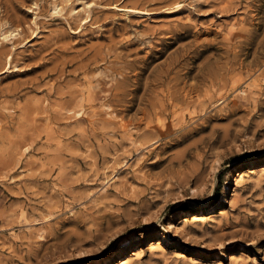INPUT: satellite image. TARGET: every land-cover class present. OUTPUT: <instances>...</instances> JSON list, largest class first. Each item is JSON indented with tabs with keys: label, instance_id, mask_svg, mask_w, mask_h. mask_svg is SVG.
Returning a JSON list of instances; mask_svg holds the SVG:
<instances>
[{
	"label": "rangeland",
	"instance_id": "374dc122",
	"mask_svg": "<svg viewBox=\"0 0 264 264\" xmlns=\"http://www.w3.org/2000/svg\"><path fill=\"white\" fill-rule=\"evenodd\" d=\"M1 42L0 264H264V0H0Z\"/></svg>",
	"mask_w": 264,
	"mask_h": 264
},
{
	"label": "bare ground",
	"instance_id": "6f19581e",
	"mask_svg": "<svg viewBox=\"0 0 264 264\" xmlns=\"http://www.w3.org/2000/svg\"><path fill=\"white\" fill-rule=\"evenodd\" d=\"M55 10H61V8H59V5L58 4H56L55 5ZM127 9V13H130V12H133V13H146L145 11H143V10H139L138 8H126ZM244 31L245 32H248L249 30H247V29H244ZM245 32H238V33H236V34H239V35H242V36H244V34H245ZM232 34L233 33H235V32H231ZM14 34V32L13 31H9L8 30V32L6 33V31H4L3 33H2V40H6V39H8L10 36H12ZM232 41H234V39H232ZM247 41V40H246ZM239 43V42H238ZM249 44H252V42H248ZM0 45H2V42L0 43ZM238 47V44L237 43H234V48L236 49ZM229 51V50H228ZM10 53H8L7 55H6V58L8 57V55H9ZM6 64H8L9 66H8V68H7V71H9L11 68H12V61H11V59H9V61L7 60L6 61ZM139 74V73H138ZM136 79V78H135ZM255 80H257V79H255ZM137 82L139 81L138 79L136 80ZM256 82L254 81V84L253 85H255L256 87H258V88H260L258 85L259 84H255ZM154 83H152V85H153ZM159 83H157L154 87H156L157 85H158ZM199 87V84H192V85H190L189 86V93H191L192 91H196V89ZM249 87V86H248ZM255 87V88H256ZM150 88V85H148L147 87H146V89H145V94L147 93V91L148 90H152V89H149ZM254 88V89H255ZM155 89V88H154ZM253 89V88H252ZM251 89V90H252ZM249 90V89H248ZM248 90H246V89H244L242 92L243 93H247L246 91H248ZM250 90V91H251ZM165 93V92H164ZM189 93H187L186 95V97H189ZM8 95H6V97H7ZM242 96H244V95H242ZM189 98H191V96L189 97ZM90 99H92V96H90L89 95V97L88 98H83L81 101H78V102H86V100L87 101H90ZM7 100H8V97H7ZM38 102H42V100H37ZM1 102H3V101H1ZM4 102H11V101H4ZM44 102V101H43ZM178 104L177 103H174V102H166V104H163V106H162V104H161V107H164L165 109L164 110H162L161 111V109H160V111L162 112V113H165L166 111H167V109H168V107H172V108H176V106H177ZM3 108L4 109H7V107L6 106H3ZM83 108V107H82ZM80 110V109H79ZM77 111V113H79L80 114V111ZM83 110V109H82ZM81 110V111H82ZM86 111V110H85ZM94 113V112H93ZM76 114V113H75ZM86 114V113H85ZM96 113H94V115H95ZM109 114V113H108ZM112 114V113H111ZM116 114V112L114 113V116H116L115 115ZM157 114H159V113H157ZM161 114V113H160ZM81 115V114H80ZM110 115V114H109ZM114 117H112V119H113ZM116 118H118V116L116 117ZM121 125H122V123L121 122H119ZM124 124V123H123ZM126 125V124H125ZM128 127V126H127ZM147 127H150V124H147ZM160 127H164V125L161 123L160 124ZM122 129H123V127H122ZM127 129V128H126ZM163 129V128H162ZM125 130V129H124ZM127 130H129V129H127ZM127 132V131H126ZM128 133V132H127ZM130 135V134H129ZM132 139V138H131ZM132 142L134 143V141H133V139H132ZM132 143V144H133ZM184 154V153H183ZM182 154V156H184ZM181 156V157H182ZM112 166V165H111ZM108 167H109V165H108ZM114 167V166H113ZM112 167V168H113ZM107 168V167H106ZM110 169V168H109ZM107 170V169H106ZM114 171V170H113ZM262 172H264V166H262V167H260V168H255V167H250V169H248L247 171H244V172H241V173H239V175H238V178H237V180H238V182H241V180H243L244 178H245V175L246 174H251L252 176L253 175H255V174H261ZM107 176V175H106ZM210 212H213V211H210ZM209 212V213H210ZM207 215H205V212H201V213H195V214H193L192 215V218H191V220H190V223H188L189 222V219H185L184 221H183V227L184 228H188V227H191V228H193V227H195L196 225H199V224H202V223H205V221L207 220ZM188 224V225H187ZM186 230V229H185ZM184 230V231H185ZM188 234H189V232H188ZM128 258V257H127ZM126 258L125 259H123L122 261H120V263H118V264H127L128 262H129V259L128 260H126Z\"/></svg>",
	"mask_w": 264,
	"mask_h": 264
}]
</instances>
